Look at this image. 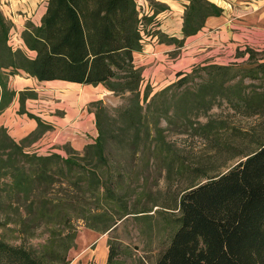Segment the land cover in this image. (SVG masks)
<instances>
[{
  "label": "trees",
  "instance_id": "obj_1",
  "mask_svg": "<svg viewBox=\"0 0 264 264\" xmlns=\"http://www.w3.org/2000/svg\"><path fill=\"white\" fill-rule=\"evenodd\" d=\"M148 3L151 15L138 17L134 0H47L39 25L27 22L20 34L26 49L34 52L33 57L9 45L8 32L12 22L0 11V111L15 94L7 86L8 77L19 72L38 80L64 79L101 84L112 93L127 94L126 102L116 107H107L100 99L88 103L94 115L96 136L93 142L82 147L81 153L66 144L62 146L65 156L55 152L43 156L29 153L23 149L27 136L15 142L0 127V170L3 169L1 174L8 178L4 188H0V201L7 195L21 203L23 216L7 220L20 231L30 221H38V226L44 225L48 229V240L42 248L44 257L58 259L57 247L63 244L59 240H65L60 232L70 221V209H76L81 202L90 200L99 206L103 202L106 208L115 209L111 216L104 209L91 212L90 208L81 210L76 216L89 219L88 227L100 232L109 230L117 220L131 213L116 192L119 182L111 174L106 179L101 177L109 137L116 138L120 144L123 141L132 144L138 139H154L155 143L163 144L164 127L160 126V121L168 123L172 117L181 116L179 119L182 120L188 117L161 104L172 87L181 89L178 96L169 95L172 99L188 101L187 92L182 90L184 83L192 72L203 71L207 78L198 82L193 97L197 103L206 100L212 104L217 94L205 96L203 90L217 88L224 91L231 85L227 84L228 79L235 74L225 78L226 73L232 71L229 65L211 63L178 73L175 81L151 95L147 84L140 91V68L132 64V52L142 47L144 22L156 26L158 23L153 22L152 17L165 8L153 0ZM221 11L208 0H187L182 13V36L196 33L206 17L218 16ZM145 31L178 47L182 44L183 38L177 40L162 37L157 31ZM246 49L253 54L250 48ZM261 66L264 71V62ZM237 75L235 99L243 101L239 89L242 79L253 75L248 71ZM17 94L19 108L25 98L35 95L29 91ZM261 95L264 99V86ZM140 98L145 101L144 108ZM31 118L41 125L38 118ZM54 188L62 190L63 194L55 195ZM145 211L148 210L134 213ZM177 211L176 227L155 264H264V142L225 171L182 192ZM7 223L0 225L4 227ZM56 226H61L59 231L55 230ZM73 236L71 232L60 247L62 256L70 247ZM0 250L4 251V248ZM20 254L22 264H37L28 258L34 256L29 250L23 248ZM114 257L109 247L106 264H113Z\"/></svg>",
  "mask_w": 264,
  "mask_h": 264
},
{
  "label": "rangeland",
  "instance_id": "obj_2",
  "mask_svg": "<svg viewBox=\"0 0 264 264\" xmlns=\"http://www.w3.org/2000/svg\"><path fill=\"white\" fill-rule=\"evenodd\" d=\"M134 1L138 17L151 15L152 11L148 0ZM184 1L187 3V0ZM222 1L223 6H225L224 2L230 4L229 8L226 7L230 17L236 18L241 14V0ZM1 3L4 1L0 0V5ZM0 11L2 12L1 9ZM152 18V21L156 23L160 20L157 14ZM21 20L24 28L27 22L33 24L30 18H21ZM157 25L144 22L143 31L145 34L141 35L143 43L153 37L155 40H159L157 34H146L145 31L155 32ZM21 32V27L12 23L8 32V43L13 49L20 48L27 55L31 54L28 56L33 57L34 52H30L24 46L20 37ZM246 48H250L253 54L250 55ZM177 52V50H173L169 56H174ZM263 62L264 47L252 43L244 48L240 45L235 46L233 53L224 55L223 60L214 62L209 60L207 63H197L192 66L186 72L211 63L229 65L232 71H228L225 78H229L233 73L235 75L228 79L227 84L231 85L224 91H219L217 88L203 90L205 96L217 94V99L212 104L205 102L206 100L197 103L193 97L198 82L207 78L203 71L192 72L184 83L182 90L187 92L188 101L178 102L176 98L172 99L170 96H178L181 90L172 87L167 92L168 96L164 100L162 99L161 104L176 114L188 117H184L183 120L179 119L181 116L179 118L172 117L168 123L160 121V126L164 127L163 144L155 143L154 139L147 141L138 139L132 144L123 141V144H120L116 142V138L109 137L104 149L105 161L101 164V173L103 174L101 177L106 179L111 174L112 178L119 182L116 192L122 197L127 210L131 213L117 220L109 230L100 232L88 227L87 224L91 222L89 219L85 220L76 216L81 210L87 208H90L91 212L104 209L107 215L111 216L114 215L115 209L106 208L102 201L101 206L95 205L96 203L90 200L81 202L76 209H70V221L63 225L62 232H60L61 237L65 240L68 239L71 232L74 233V236L70 247L63 256L60 247L64 246L65 240H59L63 244L57 247L58 254L60 253L57 260L43 255L42 248L48 240V229L44 225L38 226V221H30L20 231V228L15 227L12 222L7 220L17 219L18 215L23 216L22 205L15 197L3 196L0 201V224L8 223L4 227L0 225V248H4V251L0 250V264H22L20 251L23 248L34 254L28 258H32L37 264H106L109 247L115 254L113 264H155L158 254L167 246L176 227L175 218L178 216L177 203L180 194L225 171L264 142V99L261 95L264 86V71L261 66ZM246 71L253 76L246 75L242 79L243 83L239 89L244 100L241 101L235 99L238 87L236 88L234 82L238 78V72L241 74ZM176 79L177 77L173 81ZM21 91L33 92L29 89ZM108 92L102 98V102L107 107H116L126 102L127 94ZM34 97L35 95L27 98ZM25 99L21 108L18 103V114L29 119H32L31 117L38 118L35 114L40 109L39 105H36L37 103L33 100L32 103L25 104ZM50 100L51 102L55 101L52 97ZM139 102L144 108L145 101L140 98ZM161 104H155V106ZM43 108L45 114L60 115L62 113L57 109L58 107L45 106ZM3 110L0 111V120L7 121L10 119L9 113L1 115ZM39 111L41 112V110ZM0 127H3L8 134L5 124L1 122ZM37 127L39 128V126ZM35 133V131H31L14 141L20 142L27 136V139L23 141L24 151L35 152L42 156L52 152L61 156L66 155L62 146L65 144L70 146L68 143H49L47 138L31 143ZM70 147L79 153L83 149L82 147ZM2 170H0V188H4L8 181L7 176L1 174ZM54 193L58 196L63 194L62 190L56 188H54ZM9 203L11 205H8ZM141 209L148 211L134 213ZM139 214L143 215L138 216ZM92 224L99 226L97 222H92ZM61 226H56L55 230L59 231ZM61 256L63 259L60 261Z\"/></svg>",
  "mask_w": 264,
  "mask_h": 264
},
{
  "label": "crops",
  "instance_id": "obj_3",
  "mask_svg": "<svg viewBox=\"0 0 264 264\" xmlns=\"http://www.w3.org/2000/svg\"><path fill=\"white\" fill-rule=\"evenodd\" d=\"M3 1L4 3L0 5L3 15L20 26L21 31L24 29L21 18H30L35 26L39 25L47 3V0ZM154 1L165 6L156 13L160 17L156 31L162 37L183 39L181 46L178 47L173 42L167 43L153 37L143 43L139 51L132 52V64L140 68L139 87L143 89L147 84L150 88L149 94L172 82L178 73H185L197 63L223 60L224 55L233 53L237 45L244 48L256 43L264 47V0H241V14L236 18L230 17L226 10V7H230L229 3L224 2L223 6L222 0H208L222 9L221 14L206 17L203 26L196 33L186 37L181 33L182 13L186 2ZM173 50L178 52L174 56H169ZM7 84L15 94L1 114L9 113L10 119L8 122L0 120V123L5 124L8 135L13 140L35 131L31 143L47 138L49 143L66 142L74 148H81L86 143L93 142L96 136L94 115L88 110L87 104L95 99L102 100L109 93L101 84L91 85L64 79L38 80L25 73L10 75ZM24 89L35 93L34 98H27L24 103L29 104L33 100L39 105L41 112L38 110L35 114L41 122L39 128L33 118H26L17 112V92ZM51 97L55 99L54 102H51ZM45 106L58 107L62 113L45 114L43 110Z\"/></svg>",
  "mask_w": 264,
  "mask_h": 264
}]
</instances>
